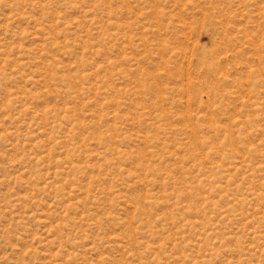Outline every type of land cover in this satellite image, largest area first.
Masks as SVG:
<instances>
[{
  "label": "rangeland",
  "instance_id": "374dc122",
  "mask_svg": "<svg viewBox=\"0 0 264 264\" xmlns=\"http://www.w3.org/2000/svg\"><path fill=\"white\" fill-rule=\"evenodd\" d=\"M0 264H264V0H0Z\"/></svg>",
  "mask_w": 264,
  "mask_h": 264
}]
</instances>
